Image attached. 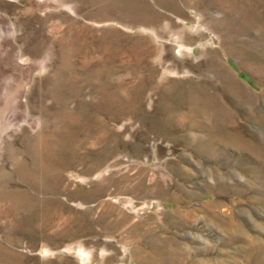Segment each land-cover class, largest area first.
<instances>
[{
    "label": "rangeland",
    "instance_id": "374dc122",
    "mask_svg": "<svg viewBox=\"0 0 264 264\" xmlns=\"http://www.w3.org/2000/svg\"><path fill=\"white\" fill-rule=\"evenodd\" d=\"M0 264H264V0H0Z\"/></svg>",
    "mask_w": 264,
    "mask_h": 264
}]
</instances>
